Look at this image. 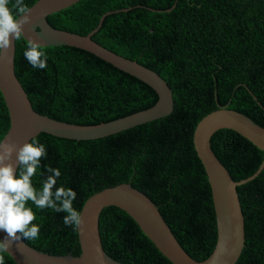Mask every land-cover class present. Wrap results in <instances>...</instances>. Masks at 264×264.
Masks as SVG:
<instances>
[{
	"label": "trees",
	"instance_id": "obj_1",
	"mask_svg": "<svg viewBox=\"0 0 264 264\" xmlns=\"http://www.w3.org/2000/svg\"><path fill=\"white\" fill-rule=\"evenodd\" d=\"M36 1L24 3L29 8ZM108 11L93 39L158 72L173 90L174 108L168 115L96 139L41 132L30 141L44 144L47 152L32 178L34 187H42L49 165L59 168L56 187L75 190L73 207L81 212L95 192L129 182L159 206L185 250L204 260L215 248L217 222L194 131L219 104H229L264 126V0H79L48 20L56 28L86 35ZM26 49L24 37L16 41V74L40 113L99 124L158 101L150 84L86 49L43 46L48 57L44 69L28 63ZM9 127L0 90V141ZM210 142L235 180L252 175L264 159L263 149L230 128L215 131ZM237 189L246 241L236 264H264V168ZM29 204L40 234L36 240L24 239L28 244L52 254L81 253L78 230L63 222L66 213ZM100 234L104 249L117 260L174 264L117 206L102 210ZM3 255L5 264H17L8 252Z\"/></svg>",
	"mask_w": 264,
	"mask_h": 264
},
{
	"label": "water",
	"instance_id": "obj_2",
	"mask_svg": "<svg viewBox=\"0 0 264 264\" xmlns=\"http://www.w3.org/2000/svg\"><path fill=\"white\" fill-rule=\"evenodd\" d=\"M77 1L79 0H37L29 7L31 22L24 25V39L27 41L35 37L42 46L72 45L86 49L150 84L159 94L158 101L149 108L99 124L67 122L40 113L34 109L28 92L16 74V41L13 40L10 50L0 51V90L10 115V127L1 141L6 139L19 148L41 132L77 140L96 139L172 112L173 90L158 72L93 39V34L98 31L105 15L110 11L103 14L99 25L86 35L51 25L48 20L50 14ZM221 128L239 132L264 150V126L249 115L230 108L229 104H219L217 109L198 122L194 131V145L210 182L217 222L216 245L206 259L197 260L192 257L177 239L159 206L129 182L106 187L84 202L80 212L83 224L77 228L81 246L79 255L45 252L31 246L24 239L14 242L8 253L17 264H128L112 257L103 247L100 216L105 207L112 205L126 211L174 264H236L246 241L245 215L237 187L263 170L264 159L252 175L235 180L211 147L212 134ZM6 235L4 231H0V240Z\"/></svg>",
	"mask_w": 264,
	"mask_h": 264
},
{
	"label": "clouds",
	"instance_id": "obj_3",
	"mask_svg": "<svg viewBox=\"0 0 264 264\" xmlns=\"http://www.w3.org/2000/svg\"><path fill=\"white\" fill-rule=\"evenodd\" d=\"M9 5L10 0H0V51L10 50L13 40L24 37V25L31 22V9L24 0H15ZM24 57L33 68L47 67V53L35 37L27 40ZM46 155L45 145L36 139L19 148L6 139L0 141V231L7 234L0 240V264H5L3 253L9 252L14 242L39 238L40 226L33 223L36 213L29 202L37 209L66 213L63 222L74 230L83 224L82 214L73 207L77 192L63 185L56 187L61 177L59 168L49 165V175L42 187L39 190L34 187L32 178Z\"/></svg>",
	"mask_w": 264,
	"mask_h": 264
},
{
	"label": "bare ground",
	"instance_id": "obj_4",
	"mask_svg": "<svg viewBox=\"0 0 264 264\" xmlns=\"http://www.w3.org/2000/svg\"><path fill=\"white\" fill-rule=\"evenodd\" d=\"M123 4V3H122ZM85 13H86V11H85ZM100 20V19H99ZM121 20V19H120ZM96 33V32H95ZM148 66V65H147Z\"/></svg>",
	"mask_w": 264,
	"mask_h": 264
}]
</instances>
